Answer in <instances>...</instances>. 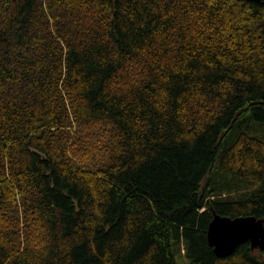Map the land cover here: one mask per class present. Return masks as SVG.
Masks as SVG:
<instances>
[{
	"label": "trees",
	"instance_id": "16d2710c",
	"mask_svg": "<svg viewBox=\"0 0 264 264\" xmlns=\"http://www.w3.org/2000/svg\"><path fill=\"white\" fill-rule=\"evenodd\" d=\"M264 219V0H0V264L218 257Z\"/></svg>",
	"mask_w": 264,
	"mask_h": 264
},
{
	"label": "water",
	"instance_id": "95a60500",
	"mask_svg": "<svg viewBox=\"0 0 264 264\" xmlns=\"http://www.w3.org/2000/svg\"><path fill=\"white\" fill-rule=\"evenodd\" d=\"M208 242L218 257L231 255L243 242L264 248V219L256 215L228 216L216 213L208 227Z\"/></svg>",
	"mask_w": 264,
	"mask_h": 264
}]
</instances>
